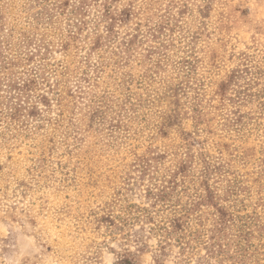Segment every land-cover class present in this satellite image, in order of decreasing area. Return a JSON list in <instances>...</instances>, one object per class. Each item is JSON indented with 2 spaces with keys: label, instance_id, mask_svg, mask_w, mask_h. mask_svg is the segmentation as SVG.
<instances>
[{
  "label": "rangeland",
  "instance_id": "obj_1",
  "mask_svg": "<svg viewBox=\"0 0 264 264\" xmlns=\"http://www.w3.org/2000/svg\"><path fill=\"white\" fill-rule=\"evenodd\" d=\"M67 1L51 0L48 12L40 15L45 0H7L0 19V264H121L123 259L136 264H232L211 257L202 246L183 251L172 242L161 249L162 238L153 224L117 219L124 217L121 205L149 208L150 178L128 169V176L124 169L114 171L117 162L99 155L102 134L90 131L82 109L102 87L81 81V73L87 57L97 59L98 51H92L97 37H109L110 21L100 20L105 6L115 15L133 13L128 23L115 26L119 40L137 24L148 35L125 72H143L148 50L162 48L170 35L175 40L185 33L202 35L197 49L204 62L217 52L234 68L237 63L228 62V56L236 51L254 55L263 64L264 0ZM104 44V50L116 46L108 40ZM6 61L13 64L8 67ZM41 63L70 69L64 92L73 98L66 96L70 107L64 122L57 123L61 110L48 87L37 94L52 101L49 113L33 94L21 91ZM109 74L107 70L105 82ZM81 88L87 93L84 100ZM34 105L40 106L42 117L29 115ZM259 143L264 144V134L252 137L247 148L259 150ZM254 157L260 155L255 152ZM225 158L229 161L230 155ZM250 171L249 166L243 169ZM109 209L115 217L112 226L103 219Z\"/></svg>",
  "mask_w": 264,
  "mask_h": 264
},
{
  "label": "trees",
  "instance_id": "obj_2",
  "mask_svg": "<svg viewBox=\"0 0 264 264\" xmlns=\"http://www.w3.org/2000/svg\"><path fill=\"white\" fill-rule=\"evenodd\" d=\"M6 1L0 0L1 20ZM50 3L42 2L38 14L48 12ZM132 17L131 10L115 15L105 6L100 20L110 21L109 37H97L92 48L98 51L97 59L91 62L87 57L81 73V81L102 87L93 91L82 109L90 131L102 134L99 155L117 162L114 171L124 169L126 174L128 169L150 178L149 208L121 205L124 217L117 219L124 224L142 219L153 224L162 238L161 249L172 242L183 251L202 246L220 261L264 264V144L259 143V150L247 148L252 137L264 134V63L236 51L228 56V62L237 63L234 68L217 52L204 62L197 49L202 35L185 33L175 40L170 35L162 48L148 50L141 62L147 65L143 72H125L135 59V48L148 36L137 24L119 40L115 26ZM106 40L116 46L104 50ZM66 77H70L68 66L41 63L21 91L33 94L49 113L52 101L37 94L48 87L61 110L57 122L61 123L70 107L66 96L73 98L64 92ZM86 94L81 88V100ZM245 107L252 110L245 113ZM40 110L34 105L29 115L42 117ZM44 121L52 123L46 117ZM255 152L260 157H254ZM248 166L252 171L243 172ZM105 213L103 219L114 225V212ZM121 264L136 263L123 259Z\"/></svg>",
  "mask_w": 264,
  "mask_h": 264
}]
</instances>
